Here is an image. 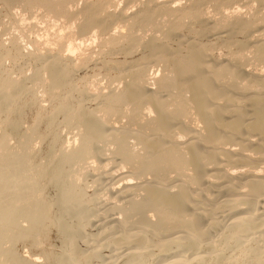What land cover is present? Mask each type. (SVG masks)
Returning a JSON list of instances; mask_svg holds the SVG:
<instances>
[{
    "label": "bare ground",
    "instance_id": "bare-ground-1",
    "mask_svg": "<svg viewBox=\"0 0 264 264\" xmlns=\"http://www.w3.org/2000/svg\"><path fill=\"white\" fill-rule=\"evenodd\" d=\"M78 1L0 0L76 28L55 52L0 40V264H264V0L245 11L234 0H140L118 13L115 1ZM93 30L108 72L91 94L82 70L95 52L72 42ZM216 48L227 56L211 60ZM8 59L35 60L33 72L20 65L14 77Z\"/></svg>",
    "mask_w": 264,
    "mask_h": 264
},
{
    "label": "rangeland",
    "instance_id": "rangeland-1",
    "mask_svg": "<svg viewBox=\"0 0 264 264\" xmlns=\"http://www.w3.org/2000/svg\"><path fill=\"white\" fill-rule=\"evenodd\" d=\"M89 1V0H86ZM110 1H115V6L111 7V10L116 11L117 13L122 10V9H127L128 11H133L135 9L138 8L139 2L140 0H110ZM132 1V2H131ZM187 0H174V5H178L180 3H185ZM250 1L252 0H237V1H233L236 2L233 4L232 8H238L241 9L243 11H245L247 9V7L250 4ZM86 2L85 0H79L76 4L77 7L84 5ZM135 3V4H132ZM249 3V4H248ZM254 4H260V2H256L254 1ZM76 6L74 8H76ZM0 8L3 9V15H2V20L0 21V40H3L5 42H8L9 39H11L12 36L14 35H21L22 39L24 36V44L28 49H34L35 48V41L36 44H38L39 48L43 51V52H47L49 49L50 51L55 52L56 49H58V40L57 37L61 36L62 38H65V36H67L72 30H75L76 28L72 25V23L69 21V19L65 16H61V17H55L53 15H45L43 13V10L37 9V10H30V8H24L22 6H16V7H12V12L9 9V7L3 3L0 4ZM13 13V17H10ZM10 15V16H9ZM16 15V16H14ZM16 17H18L19 22L17 24H13L12 18L15 19ZM7 20H5V19ZM22 19V21H21ZM11 22V23H10ZM9 23L11 25H9ZM22 25V26H21ZM24 25V26H23ZM30 26H35V30L33 31H28V28ZM18 27L20 29H18ZM121 26H117V30H121L124 28H120ZM18 30V32H16ZM16 32V33H15ZM97 31L93 30L90 34H86V35H77L74 40H73V45L75 44L76 46L79 47V49L81 50V52L83 53H91L92 49L95 53H92L93 55V59L94 62L92 64L87 65L82 71H83V75H88V81L91 84L90 87H88L89 89H91L90 93L92 94L93 89L97 90V88H100V86H105L107 79L105 77V74L108 72L107 70H105V68H100V64L101 61L104 59V56H100L95 50L98 51V47H99V40L98 38H96V33ZM261 32H255L256 35L260 34ZM190 35L189 32H185L184 36L186 38H188ZM264 35V33L258 35L259 38ZM221 36L219 34H215L212 33L210 35H208L206 38L209 41H214L217 40V38ZM260 38V39H261ZM27 39V40H26ZM264 40V39H263ZM98 44V45H97ZM30 45L32 47H30ZM96 46V47H94ZM78 48L76 50H74V55L79 56L80 55V50ZM80 52V53H79ZM221 52V53H220ZM79 53V54H78ZM97 53V56L95 55ZM65 55V54H64ZM217 55H221V58L226 57L227 56V50L226 48H216L214 49L210 54L209 57L211 60H213L214 58H216ZM114 57H117L119 59L124 57V54L122 53H118L117 55H114ZM35 60H27L25 62V59H20V61L18 60V62L14 63L11 59L6 60L5 65L9 68H13V76L14 77H19L22 73L20 72V65L21 66H26L25 68V73L27 75H30L33 72V67H35ZM97 63V64H96ZM94 64V65H93ZM97 65V66H96ZM16 66V67H15ZM96 66V67H94ZM251 69V65L248 66ZM263 66H259V69H262ZM264 69V67H263ZM150 72H154L153 74H157L160 72V66L155 65L151 68ZM95 92V91H94ZM46 100V99H45ZM43 105L45 104L47 107L50 106V102L47 101H42ZM77 137L76 136V130H70V129H61V137L62 139H73V137ZM75 139V138H74ZM50 137H48L46 139V142H49ZM13 142H15V139H13ZM237 147V145H235ZM115 161L112 160L108 162L107 164V170H110L112 172H115L116 170L120 169V167L122 166H116L114 164ZM110 165V166H109ZM261 167V168H260ZM116 168V169H115ZM259 169V170H258ZM258 171H262L264 172L263 166H259L258 167ZM95 173V171H94ZM97 173V172H96ZM105 179V180H104ZM103 179V182L106 183H102L104 185H110L112 187V185L114 186H119L120 184L124 183V182H117L116 181L113 183L110 182V180H107L106 177ZM130 181L132 179H129ZM125 181H128V179H126ZM132 181H136V179H133ZM108 182V183H107ZM93 180L88 178V189L90 191H93L96 189V185L93 184ZM108 185V186H109ZM54 190H50V192H53ZM101 195L103 197V200L106 202L105 203H112V204H122L121 202H123V199H120V201L118 200L119 198H115V196H112L110 194H106L103 191H101ZM114 202V203H113ZM110 214V213H109ZM107 214L105 217V220L102 223H105L106 221L108 222L110 219L113 218V216H117L120 217L121 214L119 213V211H115L112 212V214H110L111 217H109L107 219V216L109 215ZM114 214V215H113ZM92 230H96L95 226L91 227ZM51 242L52 244L57 248L60 249L61 246V241H60V237L57 236L56 232L54 231L52 233L51 236ZM82 245H85L86 242H81ZM98 244V243H97ZM99 250L106 254L109 252L110 248H105L102 247L101 245H98ZM19 250L21 253H23L24 255L27 256H34L35 258L43 261L44 258L41 256V254L36 250H32L31 248H29L27 245H19Z\"/></svg>",
    "mask_w": 264,
    "mask_h": 264
}]
</instances>
